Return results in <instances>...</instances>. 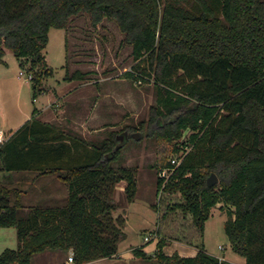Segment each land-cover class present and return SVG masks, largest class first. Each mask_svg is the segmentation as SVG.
I'll use <instances>...</instances> for the list:
<instances>
[{
  "label": "trees",
  "instance_id": "obj_1",
  "mask_svg": "<svg viewBox=\"0 0 264 264\" xmlns=\"http://www.w3.org/2000/svg\"><path fill=\"white\" fill-rule=\"evenodd\" d=\"M81 14L95 27L115 21L136 69L144 64L153 76L157 102L147 126L141 125L147 137L174 145L177 153L175 142L192 132V151L163 189L181 199L160 217L164 237L172 235L164 225L177 211L184 219L191 216L184 228L194 243L213 208L232 206L226 233L233 251L245 264H264V0H0V66L7 50L30 62L34 99L52 75L43 53L49 32L67 30ZM84 78L78 71L66 79ZM38 114L35 109L29 122L0 143V172L55 175L69 196L64 206L27 211L20 195L13 205L9 198L21 191L0 189V227L16 228L19 242L0 255V264H33L47 252H72L75 264L115 256L126 234L125 220L114 217L113 188L126 182L129 203L137 194L135 170L115 163L123 140L136 129L90 144L41 122ZM212 174L219 183L210 187ZM162 185L159 180L158 191ZM166 244L159 241L156 264H228L203 244L195 257L168 256ZM134 254L147 259L142 249Z\"/></svg>",
  "mask_w": 264,
  "mask_h": 264
},
{
  "label": "rangeland",
  "instance_id": "obj_2",
  "mask_svg": "<svg viewBox=\"0 0 264 264\" xmlns=\"http://www.w3.org/2000/svg\"><path fill=\"white\" fill-rule=\"evenodd\" d=\"M123 42L124 34L115 21L105 20L95 27L88 14L73 18L67 30L52 29L43 52L52 75L38 87L36 101L28 74L31 63L23 64L7 50L5 64L0 66V129L7 131L3 133L5 140L9 138L10 130L16 132L32 118L36 108L43 110L48 107L39 117L41 122L51 123L68 136L82 138L90 144L107 139L112 132L124 136L127 128H135L130 138L123 140L124 148L115 167L135 170L136 198L132 203L128 202L126 182L114 186L112 192V200L117 206L114 217L126 218L127 221L126 236L119 247L122 256L131 257L130 249H142L153 255L157 252L159 241L165 239L164 251L167 254L189 256L198 251L199 244H203L214 258L228 264H245V259L233 251L226 233L229 212L235 210L232 206L219 204L212 209L203 235L197 242H191L184 228V225L191 224V216L184 219L181 211L171 214L165 222L164 226L172 230V235L164 237L163 230L161 232L159 223L165 208L181 201L179 194L163 192L173 176L171 161L174 158L183 159L192 151V132L186 131L175 142L179 148L177 153L173 151L174 145L168 146L147 137V131L141 125L147 126L151 109L157 102L155 81L144 64L140 70L136 69L132 48ZM78 71L85 75L84 81L66 79ZM127 72L133 73L135 78L125 77ZM21 73L24 75L21 76ZM163 162L168 166L160 167ZM162 173L167 178L163 179ZM42 178L33 172L0 176V189L21 191V194H10L9 198L13 205L20 195L27 211L36 203L41 206H64L69 196L68 186L55 175ZM159 180H163L161 191H158ZM34 184L44 185L49 191L55 190L56 197H43L36 202L31 191ZM14 230L17 233L16 228ZM12 245L16 249V240ZM47 254L50 253L43 256ZM72 255L70 252L67 257ZM42 257H35L33 263L37 264ZM152 264H156L155 260Z\"/></svg>",
  "mask_w": 264,
  "mask_h": 264
},
{
  "label": "crops",
  "instance_id": "obj_3",
  "mask_svg": "<svg viewBox=\"0 0 264 264\" xmlns=\"http://www.w3.org/2000/svg\"><path fill=\"white\" fill-rule=\"evenodd\" d=\"M6 54H7V52H6ZM84 80H85V78L83 80L75 81V82H82ZM45 94H48V93L45 92ZM36 100L37 99H35V101ZM47 108H45L43 110H39L36 108L39 112V114L37 116L38 119H39L41 113L43 111H45ZM26 118H29V117H26ZM31 119H28V122ZM43 123H47V122H43ZM49 124H51V123H49ZM0 131L2 133L7 132L6 130H3V129H0ZM13 133H14V131L10 130L9 138L11 137V135ZM10 175H13V173H2V172H0L1 177H4V176L9 177ZM42 179H44V177ZM31 189H32L31 191H33L35 194V198L37 199L36 202H39L41 200L40 198H43V197H47V198L51 197V199H54L56 197L55 190L49 191L48 188L45 187L44 185L34 184V186ZM22 192H23V190H22ZM23 194H25V192H23ZM37 205H39V204L36 203V205H33V206H37ZM126 224H127V221L125 218L124 232L126 229ZM10 231H12V232H10ZM14 231H15L14 227H11V228H1L0 227V255L7 249L15 250L13 248L14 245H12L15 240L17 243L16 249L18 248V245H19L18 235ZM125 234H126V232H125ZM120 244H121V242L119 243V247H120ZM134 250H136V249H130L129 250V252L132 254L131 257H123L121 252H120V249L118 248L117 254L111 258L99 259V260L89 262V263H85V264H152L154 262V258H152V257H154V254L150 255V254L146 253L147 259H144V258H141V257H138L137 255H135ZM164 252L166 255L172 256L171 254H167L166 250ZM47 253H50V254H47L46 256H43L46 253L38 255L39 257H42V256L43 257L39 258L37 260V264H75L74 262H69V257H67L68 254H60V253L58 254L57 252H47ZM197 253H198V251H193V253L189 256H183L182 254H181V256L182 257H195L197 255ZM38 256H36V257H38Z\"/></svg>",
  "mask_w": 264,
  "mask_h": 264
},
{
  "label": "built area",
  "instance_id": "obj_4",
  "mask_svg": "<svg viewBox=\"0 0 264 264\" xmlns=\"http://www.w3.org/2000/svg\"><path fill=\"white\" fill-rule=\"evenodd\" d=\"M24 75L23 73H21V76ZM29 79L31 80L32 77L29 76ZM5 141V138L3 136V133L0 131V143H3ZM185 158V157H184ZM184 158L183 159H180V158H174L172 159L171 161V164H172V168L170 169V171L172 172L171 175H174V173L176 172V170L182 165L183 161H184ZM163 175L161 176L163 179L164 178H167L165 173H162ZM69 262H74V256H70L69 257Z\"/></svg>",
  "mask_w": 264,
  "mask_h": 264
},
{
  "label": "water",
  "instance_id": "obj_5",
  "mask_svg": "<svg viewBox=\"0 0 264 264\" xmlns=\"http://www.w3.org/2000/svg\"><path fill=\"white\" fill-rule=\"evenodd\" d=\"M219 183V178L215 175V174H212L209 179H208V185L210 187L212 186H215Z\"/></svg>",
  "mask_w": 264,
  "mask_h": 264
}]
</instances>
